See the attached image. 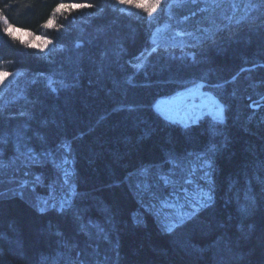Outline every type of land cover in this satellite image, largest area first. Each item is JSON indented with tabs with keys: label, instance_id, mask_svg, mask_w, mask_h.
<instances>
[{
	"label": "trees",
	"instance_id": "1",
	"mask_svg": "<svg viewBox=\"0 0 264 264\" xmlns=\"http://www.w3.org/2000/svg\"><path fill=\"white\" fill-rule=\"evenodd\" d=\"M61 2L0 0L10 23L53 41L46 51L32 48L6 36L0 21V67L15 75L0 98V262L264 264V30L224 31L161 53L188 40L173 33L168 38L179 41H161L145 60L155 31L147 13H122L115 0H77L94 7L54 14ZM160 13L171 33L199 35L207 26L191 0H165ZM50 17L58 30L44 27ZM192 81L222 103L223 124L205 116L184 126L156 112L159 100ZM26 122L28 145L50 153L38 164H23L15 150L11 134ZM206 155L215 159L212 202L165 231L143 204L156 185L180 187L174 178ZM57 195L70 197L71 207H53ZM81 225H98L107 239L95 226L79 232Z\"/></svg>",
	"mask_w": 264,
	"mask_h": 264
},
{
	"label": "snow or ice",
	"instance_id": "2",
	"mask_svg": "<svg viewBox=\"0 0 264 264\" xmlns=\"http://www.w3.org/2000/svg\"><path fill=\"white\" fill-rule=\"evenodd\" d=\"M165 0H116V4L121 6L120 11L122 13L131 14L130 9L135 8L142 10L147 13V16L150 18H155L157 13L161 10V5L164 4ZM173 3H179L180 0H172ZM191 3L196 5L198 13L203 14L200 17V23L207 25L203 28L202 32L199 35L193 32H184L177 33V35L186 36L188 41L180 40L171 45L172 48H181L184 47H196L199 44H202L207 39H212L221 32L227 31L229 33H235L241 28L247 27L249 30H264V0H191ZM200 4H203L204 7H199ZM11 6V5H6ZM172 5L169 4L170 8ZM94 5L86 2H77V0H66V2L59 3L53 10L54 14L63 13L65 11L70 12L71 10H82L85 8H93ZM196 13L194 12V15ZM0 21L3 22L6 27H3V33L9 38L19 40L21 43H25L28 46L38 49L40 51H46L49 45L53 44V41L46 39L42 36H35V40L30 39L33 36V33L29 30L22 29L18 26L13 25L8 20V17L4 15V8H0ZM149 24L152 23V19L147 21ZM45 28L58 30L56 25V20L53 17H50L45 25ZM167 27V26H165ZM162 31V29H157V32ZM191 41L192 43H189ZM151 43L154 45L151 49V52H155L159 45L157 44L155 36L152 37ZM167 47V46H165ZM194 58V57H193ZM145 61L141 60L140 63L136 65L137 70L144 67ZM103 71V67L98 69ZM13 73L0 67V88L7 87L11 83V77ZM129 83L131 79L129 78ZM55 81L50 80L49 86L51 87L52 92H56L57 89L52 87ZM63 88L71 87L72 84H67L64 81H60ZM193 87L187 88L186 91L179 93L172 100H160L157 104L154 105L156 112L161 115L164 119L173 121V109L170 107L171 104L180 102L184 105V117L188 120L198 121L206 115H210L214 121L223 124L225 122L224 117V108L223 105L217 103V101L212 97L210 93L202 92L201 89L205 87L203 83H197L196 81L191 82ZM218 87V85H217ZM200 97V103H195V98ZM192 99V103H186L187 100ZM207 110V111H205ZM21 115H26L21 113ZM29 119L32 117L29 115ZM29 130V124L26 122L21 127H19L14 133L11 134L13 141L15 143V150L18 153V159L23 162L25 165L38 164L40 163L41 156L50 155V153H40L37 154L33 148L28 145L30 137L27 136ZM37 136H40L39 133H36ZM41 139H43L41 137ZM4 143V137L0 135V154H2V145ZM2 166V165H0ZM202 167L204 169H211V164L207 161H204ZM203 175L205 178L208 177L209 172L204 171ZM67 176V172H65ZM165 184L170 183L168 177H162ZM40 177H36V181H39ZM28 182L24 181L21 184V187L26 185ZM186 183H192L191 179H188ZM186 200L193 201V212L198 210L199 207H206L209 203L212 202V196L204 192L203 189L199 190L198 195L185 196ZM246 200L251 201V205L255 206V198L249 193L245 197ZM47 205V201L44 202ZM71 200L65 198L60 202L59 211L64 212L66 208L71 207ZM164 207H170L176 209V220L180 223L189 215V213L182 211L183 205L169 203L167 201L163 202ZM53 207H56L55 204ZM242 211H247V206H242ZM41 212L45 211V208L40 209ZM91 224V222H90ZM98 228L99 233L104 234V238L107 239V233H104L102 228H99L98 225H92ZM176 226L175 223H169L166 227L169 232ZM87 226L81 225V230L86 231ZM105 260L107 257L104 258ZM3 264V262H0ZM72 264H89L87 259H80L77 257ZM91 264H101L100 260L92 261Z\"/></svg>",
	"mask_w": 264,
	"mask_h": 264
},
{
	"label": "rangeland",
	"instance_id": "3",
	"mask_svg": "<svg viewBox=\"0 0 264 264\" xmlns=\"http://www.w3.org/2000/svg\"><path fill=\"white\" fill-rule=\"evenodd\" d=\"M115 4H116V0H115ZM116 6L119 9L121 7V6L117 5V4H116ZM132 9H135V8H132ZM130 11H131V9L129 10V12ZM148 19H152V18L149 17ZM165 26H167V27H165ZM151 28H153V30H155L153 36H155L157 44H160L161 41H165V42H167V44H168V42L179 41V39H177V38H170V37L168 38V36L170 34H173V33L175 35H177V33H183V32H181L179 30H175L174 28H172V33H171V30L169 29L168 21H167V19L165 17V14H161L160 11L157 13L155 20L152 21ZM157 29H162V31L157 32ZM177 36H181V35H177ZM181 37H183V36H181ZM30 39H32L34 41L35 40V36L33 35ZM23 44H25V43H23ZM168 46L167 47H163L161 49V53H169V51H171L173 49H175V50L179 49V48H172V47H168ZM149 56H152V52L151 51H149L148 54L144 55L143 58L145 60H148ZM14 76L15 75H13V77H11V82L15 79ZM203 84L205 85V83H203ZM7 87L0 88V98L3 97L4 94L6 93V88ZM190 87H193V85L189 86L188 88H190ZM186 90H187V88L182 89V90L179 89L170 98H163L161 100H172L179 93L184 92ZM201 91L205 92V93H210L212 95V97L217 101V103L222 105V103L218 100V98L215 97V95L213 93H211L210 91L206 90L205 87H203L201 89ZM192 102H193L192 99H189V100L186 101V103H192ZM195 103H197V104L200 103V97L199 96H197L195 98ZM170 107L173 109V116H174V120L171 121V122H176V123H179L180 125L182 124L184 126H188V125H191L193 123H196V122L200 121V120L192 121V120L186 119L184 117V105L182 103H180V102L173 103V104L170 105ZM223 108H224V106H223ZM205 111H207V110H205ZM206 116H210V115H206ZM204 161H207L208 163L211 164V169L210 170L209 169H204L202 167ZM214 162H215V159H214L213 155L212 156H207L206 155V156H201V157H195L194 159H192L190 161L189 165L187 166L186 169L188 171L184 175H180L178 178H174V181H175L176 185H179L180 187H177V188H174V187L171 188L170 187L171 188L170 190H168L169 188L162 190L160 185H156L154 187V192L152 193V196H150L149 199H146L147 202H145L143 204L145 209H146L147 214L152 216L160 224L162 229H164L165 231L169 232L167 230V227H166L169 223H175L176 224V226L172 229V231H174L177 226L182 225L188 219L193 217L200 209L205 208V207L197 206L198 210L193 212V207H192L193 201L186 200L185 196L186 195H188V196L198 195L200 189H203L204 192H207V193H209L212 196V189H213V186H212V175H213ZM204 171H208L209 172V175H208L207 178H205L204 175H203ZM188 179H191L192 183H190V184L186 183V181ZM166 185H169V183L166 184ZM70 196H71V198H73L72 194H70ZM53 197H55L53 199V204L59 203V205H60V202L62 201L61 197L58 196V195L57 196H53ZM57 198H59L60 202H58L56 200ZM69 199H70V197H69ZM70 200L72 202V199H70ZM164 201H167L169 203H175V204L183 205V208L181 210L184 211V212L189 213V215L183 220L182 223H180L179 221L176 220V216H175L176 209L175 208H170V207H164L163 206V202ZM73 221L79 223V217L75 216L73 218ZM87 227L90 228V229H93V227L91 225H87ZM206 227L207 226L204 225V228H206ZM78 231L79 232L82 231L81 228H79ZM179 246L183 247L181 242H179ZM188 248H190V246H188Z\"/></svg>",
	"mask_w": 264,
	"mask_h": 264
}]
</instances>
